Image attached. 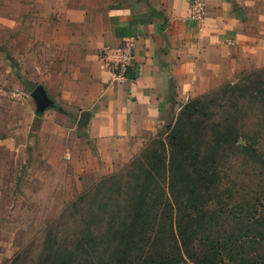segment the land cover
<instances>
[{
	"label": "crops",
	"instance_id": "1",
	"mask_svg": "<svg viewBox=\"0 0 264 264\" xmlns=\"http://www.w3.org/2000/svg\"><path fill=\"white\" fill-rule=\"evenodd\" d=\"M23 1L46 22L40 43L55 46L50 61L63 77L50 106L77 124L89 111V166L98 170L126 163L174 108L264 65V0H204L203 25L190 17L193 0ZM125 40L136 43L137 66L121 80L101 49Z\"/></svg>",
	"mask_w": 264,
	"mask_h": 264
},
{
	"label": "trees",
	"instance_id": "2",
	"mask_svg": "<svg viewBox=\"0 0 264 264\" xmlns=\"http://www.w3.org/2000/svg\"><path fill=\"white\" fill-rule=\"evenodd\" d=\"M248 102L260 106L253 126ZM165 127L70 208L114 216L115 264H264V202L237 196L228 172L232 152L246 168L264 166V69L186 101Z\"/></svg>",
	"mask_w": 264,
	"mask_h": 264
},
{
	"label": "rangeland",
	"instance_id": "3",
	"mask_svg": "<svg viewBox=\"0 0 264 264\" xmlns=\"http://www.w3.org/2000/svg\"><path fill=\"white\" fill-rule=\"evenodd\" d=\"M23 7V0H0V264H52L58 254L72 256L73 264H115L114 216L95 207L86 208L83 214L86 205L70 208L71 203L104 177L121 172L150 138L165 135L166 124L182 104L126 163L99 170L89 166L85 128L74 116L54 106L37 113L33 89L42 84L58 102L63 77L55 74L59 63L50 61L55 46L40 43L39 33L47 35L46 22L33 20L29 17L32 8L26 14ZM262 69L264 65L243 70L234 81ZM258 106V102H248L251 126ZM260 133L264 157V127ZM237 154L231 153L228 170L242 188L237 196L249 201L260 196L264 202V166L246 168ZM94 232L97 242L92 238Z\"/></svg>",
	"mask_w": 264,
	"mask_h": 264
},
{
	"label": "built area",
	"instance_id": "4",
	"mask_svg": "<svg viewBox=\"0 0 264 264\" xmlns=\"http://www.w3.org/2000/svg\"><path fill=\"white\" fill-rule=\"evenodd\" d=\"M206 6L204 0H193L190 17L198 24L205 22ZM134 40H125L118 44H107L102 47L101 54L106 65L115 78L124 80L131 78L137 66Z\"/></svg>",
	"mask_w": 264,
	"mask_h": 264
},
{
	"label": "water",
	"instance_id": "5",
	"mask_svg": "<svg viewBox=\"0 0 264 264\" xmlns=\"http://www.w3.org/2000/svg\"><path fill=\"white\" fill-rule=\"evenodd\" d=\"M32 96L35 98L37 102V113H41L45 108L50 106L52 103L51 98L47 94L42 84L36 85V87L32 91ZM88 119H89V111L83 110L78 120V125L81 127L86 126Z\"/></svg>",
	"mask_w": 264,
	"mask_h": 264
}]
</instances>
